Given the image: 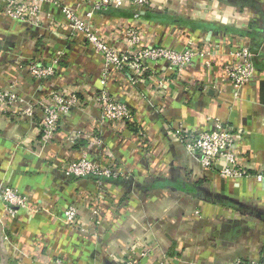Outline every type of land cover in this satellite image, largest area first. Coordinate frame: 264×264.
Returning a JSON list of instances; mask_svg holds the SVG:
<instances>
[{
  "label": "crops",
  "instance_id": "0c3cea01",
  "mask_svg": "<svg viewBox=\"0 0 264 264\" xmlns=\"http://www.w3.org/2000/svg\"><path fill=\"white\" fill-rule=\"evenodd\" d=\"M61 1L84 17L95 0ZM40 18L34 26L0 12V89L7 79L17 78L14 91L26 101L54 89L79 100L60 117L50 138L32 120L0 111V183L27 195L33 205L19 208L11 218L0 203V264H52L56 257L66 264H121L132 248L151 249L142 259L136 253L141 264L260 259L264 181L225 178L203 169L175 131L212 129L216 118L238 127L244 131L235 147L239 162L262 171L264 63L258 60L259 72L237 97L222 78L232 49L260 46L258 55L264 59V33L253 41L231 32L264 30V0H150L145 7L124 4L82 18L118 49L126 47L124 31L136 27L147 45L199 50L183 74L159 62L141 82H134L127 69L105 72L101 55L53 5L42 3ZM57 50L62 55L56 73L42 80L29 79L13 62L21 57L26 63H49ZM104 75L106 90L128 104L133 123L101 121L92 93ZM40 117L37 111L34 120ZM74 129L84 134L71 143ZM94 138L101 144H94ZM83 153L114 166L120 175L101 185L92 177L68 178L62 164ZM93 204L98 216L90 213ZM69 205L80 210L82 229L64 223Z\"/></svg>",
  "mask_w": 264,
  "mask_h": 264
},
{
  "label": "built area",
  "instance_id": "2783aa9c",
  "mask_svg": "<svg viewBox=\"0 0 264 264\" xmlns=\"http://www.w3.org/2000/svg\"><path fill=\"white\" fill-rule=\"evenodd\" d=\"M49 3L55 9L61 11L66 25L83 40L91 45L101 55L104 62V71L108 72L111 67L115 69H127L134 77V82H141L146 75L152 73L153 64L164 63L165 67L172 72L183 74L186 67L191 64L193 57L199 50L192 46L184 49H172L162 46L147 45L136 27H128L124 31L126 42L125 49H118L110 45L97 31L93 30L83 19L91 18L96 11L108 8H119L124 4L135 7L148 6L150 0H95L89 10L80 17L77 7L64 4L61 0H3L1 11L6 17L29 23L34 26L41 24L40 5ZM137 14H135L136 16ZM83 18V19H82ZM62 55L61 50L55 51L49 57V63L29 60L23 62L13 60L18 67L27 71L29 79L42 80L55 75L56 65ZM256 54L248 47L241 46L229 51L228 61L223 66V81H229L232 86V94L237 97L241 88L255 78L259 72L255 65ZM206 66L210 65L207 61ZM6 86L0 89V111L2 114L14 119H30L46 138L55 133L60 117L68 113L71 108L77 106L78 97L66 96L61 89L52 90L46 97L26 101L14 91L18 82L17 78L7 79ZM101 86L93 91L92 100L98 104L102 122H134L133 113L124 101L115 99L105 87V75L101 80ZM37 111L41 112L39 120H34ZM11 113V115H9ZM212 129H176V136L182 141L188 153L197 156L201 167L205 170H214L220 176L231 179L253 177L257 181H264V168L254 172L249 166L241 164L236 156L235 147L243 138L244 131L238 127L223 124L219 119H212ZM83 131L74 129L69 135L71 143L79 138ZM87 135V133H85ZM93 143L100 145L99 139H93ZM62 171L68 178L92 177L96 185L104 181L117 178L120 172L114 166H104L99 161L91 159L83 153L80 158L71 159L62 164ZM194 180V179H193ZM0 203L3 204L6 214L14 218L19 208L33 207L30 198L18 189L4 183H0ZM90 213L99 215V207L91 205ZM81 212L75 205H69L63 210V220L66 225L82 229L78 221ZM151 249L132 248L126 254L127 257L120 259L121 264H141L140 259L148 256ZM139 255L138 259L135 255ZM135 256V257H134ZM52 264H66L63 258L56 257ZM233 264H264V256L258 260L236 258Z\"/></svg>",
  "mask_w": 264,
  "mask_h": 264
},
{
  "label": "trees",
  "instance_id": "16d2710c",
  "mask_svg": "<svg viewBox=\"0 0 264 264\" xmlns=\"http://www.w3.org/2000/svg\"><path fill=\"white\" fill-rule=\"evenodd\" d=\"M231 32H237V33L242 34L244 36L254 38L253 41H255L256 39L258 40V38H259L257 35L261 34V33H264V30H262V31H254V30H252V31H248L249 32L248 33L247 30L243 31V30L231 29ZM249 48L256 54V56H255V65L257 66V63H258L259 59H260V61H262L264 63V59H262L263 55H258L260 46H258L256 48H254V46H252V47L250 46ZM114 179H116V178H114ZM110 180H112V179H110ZM263 256H264V254H263Z\"/></svg>",
  "mask_w": 264,
  "mask_h": 264
}]
</instances>
